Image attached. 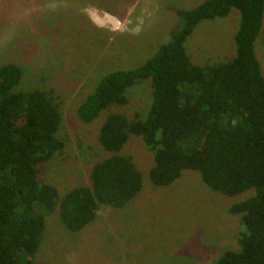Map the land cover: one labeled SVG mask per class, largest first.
Here are the masks:
<instances>
[{
    "label": "trees",
    "instance_id": "obj_1",
    "mask_svg": "<svg viewBox=\"0 0 264 264\" xmlns=\"http://www.w3.org/2000/svg\"><path fill=\"white\" fill-rule=\"evenodd\" d=\"M239 11L233 35L234 55L217 63L194 64L184 41L201 20ZM183 19L170 40L142 63L102 75L77 108V117L93 121L111 104L128 103L127 90L148 80L151 103L144 117L109 114L98 141L110 153L93 164L90 184L57 188L37 179L40 163L64 147L58 136L62 115L50 90H17L22 71L0 65V264H27L38 250L45 212L58 206L62 223L79 231L96 217L99 206L120 208L142 185L140 171L120 153L130 134L140 136L153 153L148 176L167 186L183 170H195L212 190L235 196L228 212L239 214L245 231L239 250H225L216 264H264V76L255 54L264 19V0H203L176 9Z\"/></svg>",
    "mask_w": 264,
    "mask_h": 264
},
{
    "label": "rangeland",
    "instance_id": "obj_2",
    "mask_svg": "<svg viewBox=\"0 0 264 264\" xmlns=\"http://www.w3.org/2000/svg\"><path fill=\"white\" fill-rule=\"evenodd\" d=\"M202 1L0 0V65L20 67L17 90H50L62 115L58 136L64 147L40 163L37 175L54 185L60 198L75 186L89 185L93 164L110 155L98 141L104 119L112 113L144 117L151 88L148 80L133 85L127 104H111L89 123L77 117L79 104L102 75L139 65L170 40L183 23L176 9ZM239 16L232 7L224 17L201 20L184 41L190 60L198 65L230 60ZM255 46L264 64V19ZM120 153L140 171L135 197L120 208L101 204L79 231L62 223L58 206L45 212L31 264H216L225 250L241 248L245 229L228 207L252 189L227 196L189 169L170 185L156 186L148 176L153 153L140 136L130 134ZM18 264H27L24 256Z\"/></svg>",
    "mask_w": 264,
    "mask_h": 264
},
{
    "label": "crops",
    "instance_id": "obj_3",
    "mask_svg": "<svg viewBox=\"0 0 264 264\" xmlns=\"http://www.w3.org/2000/svg\"><path fill=\"white\" fill-rule=\"evenodd\" d=\"M255 53H256L257 59H258L259 64H260L261 72H262V74L264 76V64H261V60H260V58L258 57V54H257L256 46H255ZM231 55H232V46H231Z\"/></svg>",
    "mask_w": 264,
    "mask_h": 264
}]
</instances>
